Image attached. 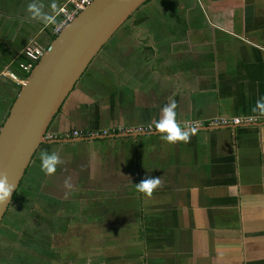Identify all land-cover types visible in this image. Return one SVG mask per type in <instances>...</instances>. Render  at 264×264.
Instances as JSON below:
<instances>
[{
	"label": "crops",
	"instance_id": "obj_1",
	"mask_svg": "<svg viewBox=\"0 0 264 264\" xmlns=\"http://www.w3.org/2000/svg\"><path fill=\"white\" fill-rule=\"evenodd\" d=\"M66 1L55 0L58 9ZM188 1L203 13H191ZM31 2L0 0V128L24 83L19 63L27 61L25 49L49 43L50 27L29 18ZM37 3L51 11L52 0ZM162 4L165 12L169 4L178 8H169L168 42L153 28L135 35L138 48L126 56L141 63L140 69L148 65L151 77L144 81L142 70L137 82L150 108L132 105L123 111L140 125L155 124L161 108L175 99L180 126L195 122L197 131L187 143H168L162 136L133 139L132 145L106 140L118 142L116 148L108 146L114 148L107 163L111 169L97 162L92 168L89 197L98 210L92 229H104L102 211L118 214L141 203L142 221L138 229L123 224L120 239L114 235L105 251L98 247L91 260L72 264H264V111L257 107L264 103V0ZM157 20L161 23L160 16ZM123 84L126 88L130 78ZM120 118L116 125H123ZM216 120L260 126L224 129L211 126ZM145 177L162 182L151 196L136 190L135 183Z\"/></svg>",
	"mask_w": 264,
	"mask_h": 264
},
{
	"label": "flooded vegetation",
	"instance_id": "obj_2",
	"mask_svg": "<svg viewBox=\"0 0 264 264\" xmlns=\"http://www.w3.org/2000/svg\"><path fill=\"white\" fill-rule=\"evenodd\" d=\"M151 1V0H150ZM157 1V0H156ZM159 3L164 6V0H159ZM148 3L142 7V9L134 15L122 28L120 32H117L113 37L115 41V45L113 49L120 50L119 56L126 58L129 53L133 51L129 49H136L138 48V43L136 36L133 35V40L126 38L127 32L134 33L135 31L145 34L147 31H150L154 28V32L160 31V26H154L153 23H157V15H150L147 14L146 6ZM189 11L193 14H198V9L194 7L193 1L188 2ZM142 14V16H139ZM160 23V22H158ZM161 24V23H160ZM154 26V27H153ZM126 27V28H124ZM150 42V41H149ZM124 44V46H122ZM127 44V46H126ZM143 44V43H142ZM105 49V48H104ZM113 51V50H112ZM111 51V53H112ZM108 53V52H107ZM121 54V55H120ZM115 60V59H114ZM127 59L118 60L116 62L120 65H125ZM94 63H92L93 65ZM92 65L89 67L87 72L84 74L82 81H86V85L88 84L94 87V82L100 81V84L106 82L107 80L110 83V80L113 79L115 75L113 72L110 71L106 72L102 78H98L99 74L95 73V70L90 71ZM108 73V74H107ZM107 74V75H106ZM100 77V76H99ZM84 79V80H83ZM78 83V84H79ZM77 84V85H78ZM97 87H100L99 85ZM103 87V86H102ZM105 88V87H103ZM81 88H75L74 91H78ZM95 89V88H92ZM110 91L113 88H105ZM73 91V92H74ZM142 91V90H140ZM71 93V95L73 94ZM104 92V89H103ZM116 93V91L114 92ZM97 96L102 99V96L105 93H96ZM110 94V93H109ZM108 94V95H109ZM147 94H149L147 92ZM70 95V96H71ZM134 97V106L138 107L140 110L149 109V98L142 93H135L132 94ZM108 97V96H107ZM116 99V97L114 98ZM69 100V99H68ZM68 102V101H67ZM67 103H65L66 106ZM64 106V107H65ZM118 108L115 110V114ZM119 116L123 114V118L126 120L124 121L123 125H116L115 129H111L110 133L112 132L111 136H118L124 135L125 138L128 139L129 136H143L145 134H149L144 137L139 138H153V137H161V136H150L151 134L158 133L153 126V129L146 130L144 132H137V127L140 126H147L150 124L140 125L137 122V119H134L131 115H128L123 110L122 112L119 111ZM144 112V111H142ZM65 117L64 115V108L61 110L59 117ZM58 117V118H59ZM58 120V119H57ZM117 121V117L114 118L113 122ZM58 124L61 126V129L67 130L64 123L56 122L53 124L50 135L54 139H65V138H72V132H69L68 137L60 138L62 135L56 134L60 130H57ZM155 125V124H153ZM110 133L97 134L92 135L89 137H111ZM88 138L86 134H82L79 138L76 139H84ZM132 138V137H130ZM133 139V138H132ZM105 143L106 140H96L95 142ZM92 143V142H88ZM84 143L78 144H62L67 145L66 149L58 151L57 148L51 145H43L34 156V159L26 173V176L18 189L17 193L14 196V199L10 205L6 216L4 217L3 223L0 227V231L4 232L5 235H0V252H4L5 255L3 258H7V254H11L10 258L12 257V253L14 249L18 251H25L26 253H19L17 262L21 264H52L55 262L59 264V261L65 258L66 256V248L62 246V243L69 238L68 233L72 231H87L89 235V244L92 242V226L96 224L98 210L94 207V202H91L90 195V187L85 183H89L92 175V168L94 166L95 161L93 162L92 159H88V155L90 152H97L95 149H89L85 147ZM60 146V145H58ZM50 147H54L51 149ZM104 153L101 154V150H98L97 155L102 159V168L104 170L111 169L110 166L107 165L108 159L113 155V151L108 149L106 146ZM43 150H47L48 152H57L63 161L61 165H58L57 171L54 175H46L43 171H41V162H40V153ZM101 165V163H100ZM71 178V184L73 185L72 188L66 189L64 186L65 178ZM77 179H82L80 181H76ZM85 180V181H83ZM80 189L79 195L72 199H68L67 196L70 191ZM31 193H35L41 200H32L30 198H25V195H30ZM21 202H27L25 206L21 205ZM85 204L82 208L81 205ZM70 210V211H68ZM12 215V219L10 221V225L6 224V217L9 214ZM104 213V211H102ZM33 223V224H27ZM102 226L104 228L106 225L102 222ZM83 229V230H82ZM17 232V233H16ZM21 232H25V234H20ZM22 235V237H20ZM12 236V238H11ZM24 236H31L27 242H24ZM10 240L11 248L5 249L3 247V243H6V240ZM20 244L22 246H20ZM20 246L21 250L17 249V246ZM66 252V253H65ZM72 252L69 253V255ZM24 256V259L21 258ZM7 261V264L13 263L11 260ZM13 258V257H12ZM17 262L13 264H17Z\"/></svg>",
	"mask_w": 264,
	"mask_h": 264
},
{
	"label": "water",
	"instance_id": "obj_3",
	"mask_svg": "<svg viewBox=\"0 0 264 264\" xmlns=\"http://www.w3.org/2000/svg\"><path fill=\"white\" fill-rule=\"evenodd\" d=\"M150 0H94L60 32L24 79L0 128V176L15 185L0 204V227L26 173L43 145L118 140L123 135L53 139L50 130L84 74L115 34ZM259 124H247L246 128ZM232 129L228 126L224 129ZM237 127H234L235 130ZM208 130L206 128L203 131ZM143 136H129L138 139ZM150 136H162L160 133Z\"/></svg>",
	"mask_w": 264,
	"mask_h": 264
},
{
	"label": "rangeland",
	"instance_id": "obj_4",
	"mask_svg": "<svg viewBox=\"0 0 264 264\" xmlns=\"http://www.w3.org/2000/svg\"><path fill=\"white\" fill-rule=\"evenodd\" d=\"M201 5L204 6V4L202 3ZM173 6L174 5L169 4L168 12H165V9L167 8L166 6H162L159 3V0L157 1L151 0L148 2V5L145 7L147 14L157 15L158 17L160 16L161 24L158 23L159 20H157V23H153L152 25L160 26V31L156 32V34L159 36V39L163 41L164 43L168 42V36H166L164 32L165 33L168 32L167 29L169 27V18H170L169 8L172 11L174 10L178 11V8L175 9ZM198 9L201 13H203L199 5H198ZM203 9H204V12L207 15H209V11L205 8V6L203 7ZM180 12H182V10H180ZM139 16H142V14H140ZM118 32H120V30ZM138 33L139 32L137 31H135L134 33L127 32L126 38L124 41H127V39H130V38L133 39V35H138ZM133 40H136V39H133ZM37 41L38 40L36 39V42ZM43 41H44V38L41 39V42ZM115 44H116L115 41L111 39V41L106 45V48L101 51L97 60H95L90 71L95 70L96 71L95 73L99 74L100 78H102L103 75L108 71H110L111 73L113 72L115 75L113 76V79L110 80V83L107 80L106 82L102 84V86L105 88H113L116 91V93H112L111 91H108L107 89L103 88L100 84V81L95 80L94 87L90 85V88H88L89 87L88 84L86 85V81H82V83H79L77 85V88H81V89L73 92L66 106L64 107L65 117L61 116L56 121L57 123L58 122L64 123L67 129L66 131L64 129H61V126L58 124L59 127H57V130H60V129L61 130L56 134L62 135L61 138L68 137L69 132L70 133L72 132V138L74 139L79 138L83 133L86 134L88 137L92 135H97V134L104 135L105 133H109L110 131H112L111 130L112 128L115 129V126H116L115 123L117 122H113L114 118L119 117V114H115L116 108H118L117 113H120L119 111L122 112V110L124 109L129 110V108L132 107V105H134V97L132 94H135V93L143 94V91L140 92L139 82L137 81L140 79L139 77H141L139 73H141L142 70L144 72L142 75L144 81L147 78L151 77V73L148 71V65L146 64L144 68L143 67L144 64H143L142 69H140L141 63L137 61L135 62V59H132L130 61L127 60L125 62L126 63L125 66L118 64L116 60H114L115 59L114 55L117 53H120L121 49L118 50L119 52L117 51L115 53L113 52L111 53L112 50L115 51L114 49H112ZM122 46H124V44H122ZM140 48H141L140 50L136 51L137 55H139V53L140 55H142L143 48L141 46ZM134 66H137V68L139 69L134 68ZM125 77L130 78V84L126 88H124V84H123V79ZM98 85L100 87H97ZM147 85L152 86V90L154 89L153 84L150 80H147ZM92 88H95V89H92ZM101 89L106 90V94L102 96V99L97 96L98 94H96L98 92L102 95ZM115 97L116 99H114ZM122 117H123V114L121 115L120 120L122 119ZM125 120L126 119L124 118V121ZM81 129L83 131H81ZM53 139H54L53 137L48 138V141H52ZM125 140L127 141V144L132 145L131 144L133 141L132 138H128ZM117 142L118 141H111L108 143H103V145H105L107 148L108 146L116 148L115 143ZM84 145L85 147L94 146L93 149L97 150V152H90L88 155V159L91 158L93 162L94 161L97 162L98 166H100V163H102V159L101 157H98L99 154L97 155V153H98V150L100 149L101 154H103L105 147L101 146L100 143H96V142L95 143L92 142V143H88ZM54 146L57 148L58 151H61L67 148V145H62V144H55ZM95 146L97 147L95 148ZM50 148L53 149L54 147H50ZM111 150L113 151L114 148H112ZM85 184L89 185V183H85ZM79 193H80V189L70 191L67 198L72 199L74 197H77L76 195H79ZM25 198L42 201V199L38 197L35 193H31V196L25 195ZM163 198L164 197H162V199ZM137 201L138 199H136V202ZM26 204L27 202H23V203L21 202L22 206H25ZM140 205H142V203L139 204L138 206L136 205L137 207L135 208V210L129 211L130 209H126V211H123L122 213H118V214H114L111 211H104V214L100 218V221L103 222L106 225V227L102 231L92 230L93 240L91 244H89V235L87 231L69 232L68 233L69 238L66 239L64 243H62V246L66 248L67 253L65 252L66 256L64 259L59 261V264H72L80 260H89L92 256L91 254L94 253L93 251H97L98 247L100 248V250L105 251V248H106L105 246L107 242H111V239L113 238L114 235L116 239H120V235L122 234L123 230L118 229V228H123L122 227L123 224L129 223L128 228L138 229L137 226L140 225L142 221V217L140 216L138 212L140 210L139 208ZM11 219H12V215L9 212V214L6 217L5 223L10 225ZM27 224H33V223H27ZM20 234H25V232H21ZM0 235H5V233L3 231L2 232L0 231ZM20 237H22V235H20ZM23 239H24V242H27L29 239H31V236H24ZM10 240L11 239L9 240L7 239L6 243L4 242L2 244L6 250L11 248ZM20 246L22 245L20 244ZM20 246L18 245L17 249L21 250ZM18 252L23 253V254L26 253L24 250L18 251L14 249L12 253L13 258L12 257L10 258L11 254H7L8 256L7 258H3L5 253L0 252V264H4L6 261L9 260V258L13 263L17 262V258L19 254ZM70 252H72V254L69 255ZM101 253L103 252L101 251ZM21 258L24 259V256H21ZM85 263L86 262L84 261L83 264ZM17 264H21V263L17 262ZM52 264H57V263L52 262Z\"/></svg>",
	"mask_w": 264,
	"mask_h": 264
},
{
	"label": "clouds",
	"instance_id": "obj_5",
	"mask_svg": "<svg viewBox=\"0 0 264 264\" xmlns=\"http://www.w3.org/2000/svg\"><path fill=\"white\" fill-rule=\"evenodd\" d=\"M50 12L44 11V5L37 3V0H32L28 4L26 11L30 14V19L38 20L45 25L58 26L57 15L59 13L58 5L55 0L50 4ZM25 81V80H24ZM177 103L175 99H170L160 110V118L155 122V130L162 135V139L168 143L189 142L191 135L197 131L195 122L185 124L182 128L176 119ZM257 107L264 111V103L257 102ZM149 126V125H147ZM150 126H153L150 125ZM41 171L46 175H54L58 165H61L59 154L55 151L48 152L43 150L40 153ZM161 180L158 177H145L135 183L136 190L140 193L151 196L153 191L161 186ZM66 189L72 188L71 178L67 177L64 181ZM15 190V185L9 183L7 175L0 176V204H5L9 201L12 192Z\"/></svg>",
	"mask_w": 264,
	"mask_h": 264
},
{
	"label": "built area",
	"instance_id": "obj_6",
	"mask_svg": "<svg viewBox=\"0 0 264 264\" xmlns=\"http://www.w3.org/2000/svg\"><path fill=\"white\" fill-rule=\"evenodd\" d=\"M94 0H67L63 6L59 8L57 15L58 26L48 25L51 28L52 34L57 36L62 30L72 22L83 10H85ZM46 48L42 46L32 45L28 46L24 55L27 59L26 62L19 63V68L23 74H30L34 66L40 60ZM249 120H216L211 123V126L228 127L230 125L239 126L250 124ZM153 129V126H140L137 127V132H144Z\"/></svg>",
	"mask_w": 264,
	"mask_h": 264
},
{
	"label": "trees",
	"instance_id": "obj_7",
	"mask_svg": "<svg viewBox=\"0 0 264 264\" xmlns=\"http://www.w3.org/2000/svg\"><path fill=\"white\" fill-rule=\"evenodd\" d=\"M47 36H48V39H49V43L46 45V46H43L44 48H47L48 47V45L52 42V40L56 37L55 35H53L52 34V30H51V28H50V30L47 32V34H46ZM39 46H42V45H39ZM105 48H106V46H105ZM113 49V48H112ZM115 50V49H114ZM118 50H115V51H112L113 53H115V52H117ZM119 52V51H118ZM115 56V60L116 59H118V60H124V59H126V58H124L123 57V59H122V57H120L119 56V53H117V54H115L114 55ZM29 74H24V78H26L27 76H28ZM98 78L100 79V77L98 76ZM102 90V89H101ZM112 93H114L115 92V90L114 89H111L110 90ZM102 93H105L106 94V90H104V92H103V90H102ZM111 94V93H110ZM150 125H152V124H150ZM154 126V125H153ZM61 138V137H60ZM8 262L6 261L4 264H7Z\"/></svg>",
	"mask_w": 264,
	"mask_h": 264
}]
</instances>
